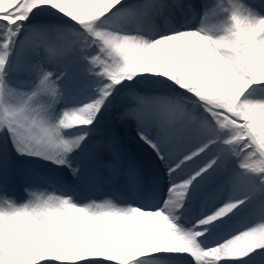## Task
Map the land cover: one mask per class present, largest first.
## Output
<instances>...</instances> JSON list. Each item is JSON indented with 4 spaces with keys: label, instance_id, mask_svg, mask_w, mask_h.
I'll list each match as a JSON object with an SVG mask.
<instances>
[{
    "label": "snow or ice",
    "instance_id": "1",
    "mask_svg": "<svg viewBox=\"0 0 264 264\" xmlns=\"http://www.w3.org/2000/svg\"><path fill=\"white\" fill-rule=\"evenodd\" d=\"M0 264H264V0H0Z\"/></svg>",
    "mask_w": 264,
    "mask_h": 264
}]
</instances>
